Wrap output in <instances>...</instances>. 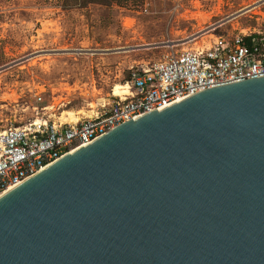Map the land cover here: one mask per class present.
I'll return each instance as SVG.
<instances>
[{
  "label": "water",
  "instance_id": "1",
  "mask_svg": "<svg viewBox=\"0 0 264 264\" xmlns=\"http://www.w3.org/2000/svg\"><path fill=\"white\" fill-rule=\"evenodd\" d=\"M0 264H264V77L148 112L3 193Z\"/></svg>",
  "mask_w": 264,
  "mask_h": 264
},
{
  "label": "rangeland",
  "instance_id": "2",
  "mask_svg": "<svg viewBox=\"0 0 264 264\" xmlns=\"http://www.w3.org/2000/svg\"><path fill=\"white\" fill-rule=\"evenodd\" d=\"M81 1L0 0V132L93 115L170 42L264 27V0Z\"/></svg>",
  "mask_w": 264,
  "mask_h": 264
},
{
  "label": "built area",
  "instance_id": "3",
  "mask_svg": "<svg viewBox=\"0 0 264 264\" xmlns=\"http://www.w3.org/2000/svg\"><path fill=\"white\" fill-rule=\"evenodd\" d=\"M216 29V28H215ZM184 46L131 72L129 93L75 121L36 119L0 132V194L116 127L169 103L230 83L264 77V27H244ZM203 39V38H202Z\"/></svg>",
  "mask_w": 264,
  "mask_h": 264
},
{
  "label": "trees",
  "instance_id": "4",
  "mask_svg": "<svg viewBox=\"0 0 264 264\" xmlns=\"http://www.w3.org/2000/svg\"><path fill=\"white\" fill-rule=\"evenodd\" d=\"M89 1L94 2V3L104 4V5L110 4L111 2H114V0H89ZM65 3L67 6H78V5L83 4L81 0H65Z\"/></svg>",
  "mask_w": 264,
  "mask_h": 264
},
{
  "label": "bare ground",
  "instance_id": "5",
  "mask_svg": "<svg viewBox=\"0 0 264 264\" xmlns=\"http://www.w3.org/2000/svg\"><path fill=\"white\" fill-rule=\"evenodd\" d=\"M127 89L129 90V85H123V84H117L116 86H115V94H117V95H121L122 93H124V92H126L125 94H123V95H126V94H128L129 93V91L127 92ZM3 194V193H2ZM2 194H0V196L2 195Z\"/></svg>",
  "mask_w": 264,
  "mask_h": 264
}]
</instances>
